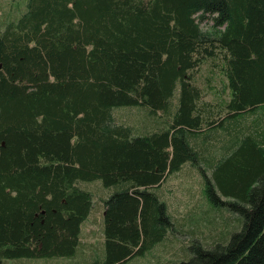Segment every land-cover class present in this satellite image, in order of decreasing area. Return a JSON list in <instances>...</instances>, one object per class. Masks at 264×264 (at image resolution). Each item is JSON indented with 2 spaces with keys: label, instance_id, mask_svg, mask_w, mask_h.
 Segmentation results:
<instances>
[{
  "label": "trees",
  "instance_id": "1",
  "mask_svg": "<svg viewBox=\"0 0 264 264\" xmlns=\"http://www.w3.org/2000/svg\"><path fill=\"white\" fill-rule=\"evenodd\" d=\"M218 57L229 96L205 100L193 73ZM204 130L225 135L214 161L188 140ZM186 166L203 201L179 224L158 191ZM95 201L86 264H130L183 229L163 264H264V0H28L6 20L0 264L75 258Z\"/></svg>",
  "mask_w": 264,
  "mask_h": 264
},
{
  "label": "rangeland",
  "instance_id": "2",
  "mask_svg": "<svg viewBox=\"0 0 264 264\" xmlns=\"http://www.w3.org/2000/svg\"><path fill=\"white\" fill-rule=\"evenodd\" d=\"M27 1L28 0H0V31L3 30L6 20H14L18 16L20 7L25 10V4H27ZM220 59L221 57H218L217 60L214 61L215 63L211 61L207 62L201 67V69L198 68L193 73L194 78L199 83L201 95L204 96L205 100L211 96H215L217 99H226L229 96V89L226 87L227 81L220 66ZM143 111V109L136 106H121V108H116L113 113L120 119L126 120V122L130 123V125L140 126L146 124L149 120H153L151 117L145 116L142 113ZM211 170L205 171V174L210 177V180L213 179ZM202 183L205 184L203 175L199 172V170L196 169V171H192L190 166H186L183 171L174 172L169 175V178L165 180V183L162 187H160L158 194H160L161 197L163 196L165 201L169 204L168 212L175 215V223L180 224L184 222L185 219L190 217V213L187 215L183 212L185 209L184 207V209H182L183 203L189 201L193 208V204H200L201 201H203L202 192H200L202 188L200 185H202ZM87 186L96 194H100L102 192L100 188L101 186L97 183L91 182L88 183ZM102 210V204L100 205V203H96L90 214L92 217L91 220H89V222L82 228V235L80 237L81 246L76 257L73 259L69 257H53V259L49 260L51 262L49 264H52L53 261L55 262L53 264H86V260H90L89 257L91 255V249H98L101 247V239L103 236L102 228H100ZM176 233V236H172L174 234L170 235L173 240L172 242L167 241L162 243V245H154L152 249H150V252L141 256L140 259L130 261V264H163L165 259H173L177 257L178 253L182 254V248L186 244V238L189 237L186 236L187 233L184 229L181 232L176 231ZM177 238L181 240V243ZM189 250L188 254H190ZM6 260L8 263L6 262L5 264H27L30 261H32V263L35 262L32 258L27 259L20 257L16 259L7 258ZM13 261H16V263H12Z\"/></svg>",
  "mask_w": 264,
  "mask_h": 264
},
{
  "label": "crops",
  "instance_id": "3",
  "mask_svg": "<svg viewBox=\"0 0 264 264\" xmlns=\"http://www.w3.org/2000/svg\"><path fill=\"white\" fill-rule=\"evenodd\" d=\"M220 133L221 132H217L213 130H204L203 132L194 135L195 137L194 136L188 137V140L192 145H196L197 143L200 145L199 148L202 152L201 155L203 159L207 161L213 159L215 160L216 158H218L216 157L217 155L216 146L225 137V135L221 136Z\"/></svg>",
  "mask_w": 264,
  "mask_h": 264
}]
</instances>
